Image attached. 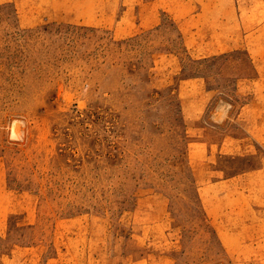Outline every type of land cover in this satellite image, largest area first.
I'll return each mask as SVG.
<instances>
[{
    "label": "rangeland",
    "instance_id": "rangeland-1",
    "mask_svg": "<svg viewBox=\"0 0 264 264\" xmlns=\"http://www.w3.org/2000/svg\"><path fill=\"white\" fill-rule=\"evenodd\" d=\"M257 10L1 3L0 264H230L198 188L217 178L206 130L236 124L253 91L240 15Z\"/></svg>",
    "mask_w": 264,
    "mask_h": 264
},
{
    "label": "crops",
    "instance_id": "crops-1",
    "mask_svg": "<svg viewBox=\"0 0 264 264\" xmlns=\"http://www.w3.org/2000/svg\"><path fill=\"white\" fill-rule=\"evenodd\" d=\"M9 1L18 4L21 0H0V4ZM52 1L40 0L45 5ZM260 12L247 20L244 12L240 15L243 35L252 36L238 59L250 70L240 75L252 80L253 91L240 105L236 124L226 130L218 126L206 130L211 140L205 155L211 163L208 172L217 178H209L198 188L207 223L230 264H264V73L256 65V60L264 63V13ZM247 22L251 29H245ZM224 161L233 166H217Z\"/></svg>",
    "mask_w": 264,
    "mask_h": 264
},
{
    "label": "clouds",
    "instance_id": "clouds-1",
    "mask_svg": "<svg viewBox=\"0 0 264 264\" xmlns=\"http://www.w3.org/2000/svg\"><path fill=\"white\" fill-rule=\"evenodd\" d=\"M24 134L21 133H16V132H10L9 134V140L12 142H21L23 140Z\"/></svg>",
    "mask_w": 264,
    "mask_h": 264
}]
</instances>
